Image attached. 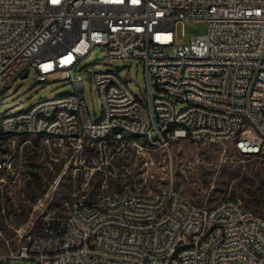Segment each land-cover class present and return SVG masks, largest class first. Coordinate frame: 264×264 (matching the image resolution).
I'll use <instances>...</instances> for the list:
<instances>
[{
  "label": "built area",
  "instance_id": "2783aa9c",
  "mask_svg": "<svg viewBox=\"0 0 264 264\" xmlns=\"http://www.w3.org/2000/svg\"><path fill=\"white\" fill-rule=\"evenodd\" d=\"M191 21L206 22L207 32L178 43L177 25ZM95 48L106 63L138 61L146 76L145 103H131L137 93L130 71H96L107 127L96 124L85 93H77L91 71L74 73V66ZM30 69L37 83L63 79L74 90L37 100L17 121L22 129L8 123L16 107L0 114L13 149L91 148L113 160L183 138L264 156V0H0V96ZM55 102L67 103L75 118L61 112L56 126L35 123ZM110 128H127L129 136L106 143ZM133 132L156 137V144L140 146ZM35 133L43 140L34 141ZM9 159L0 158V181L15 178ZM16 232L17 247L0 255L1 264H264V217L233 198L197 204L174 186L73 195L67 209L46 212L35 230Z\"/></svg>",
  "mask_w": 264,
  "mask_h": 264
},
{
  "label": "rangeland",
  "instance_id": "374dc122",
  "mask_svg": "<svg viewBox=\"0 0 264 264\" xmlns=\"http://www.w3.org/2000/svg\"><path fill=\"white\" fill-rule=\"evenodd\" d=\"M207 29L204 21L180 23L176 29L178 43L202 36ZM105 58L101 48H95L79 68L88 67L91 73L120 69L123 77L130 71L136 95L145 96V70L138 61L106 63ZM83 74L86 102L94 118H100L99 92L94 80H88L89 74ZM73 90L74 85L63 79L37 83L30 69L15 82L12 90L0 96V114L13 107L23 111L41 98ZM34 140L42 141L43 138L34 137ZM34 145L37 147V143ZM139 145L149 147L153 144L142 141ZM0 147V158L12 157L9 161L15 173L14 179L6 177L0 181V255H7L17 247L18 239H13L17 230L33 231L46 212L67 209L73 195L92 197L107 186L113 190L125 185L152 190L174 186L197 204L233 198L256 216L264 217V156L242 155L231 143L208 144L177 138L171 141L169 148L151 147L113 160L91 155V150L86 148L82 152L70 150L63 154L48 146L36 150L32 146L21 148L20 144L13 149L8 140L0 141ZM10 239L13 241L9 245L6 240ZM9 264L36 263L10 260Z\"/></svg>",
  "mask_w": 264,
  "mask_h": 264
},
{
  "label": "bare ground",
  "instance_id": "6f19581e",
  "mask_svg": "<svg viewBox=\"0 0 264 264\" xmlns=\"http://www.w3.org/2000/svg\"><path fill=\"white\" fill-rule=\"evenodd\" d=\"M190 61H198V54H190ZM79 66L80 65L74 66V73H82V69H80ZM107 73H118V71L110 69L107 70ZM91 79L93 80L96 79V72L95 73L89 72L88 80ZM77 93H85L84 85H77ZM131 103H145V96H138L136 94H132ZM33 106H36V103ZM61 112H63V118H75V111L67 110V103L55 102L53 103L52 112L49 115L35 116V123H45V126H56V123H58V120L61 118ZM21 117H25V110L17 111L13 109V111L10 112V115H8V123H15V129H22V122H17L19 119H21ZM8 123H1L0 141L9 139ZM96 124H99V127H107L108 115L101 114L100 118H96ZM115 135L129 136V129L110 128V131H108L106 134V143H114ZM34 137H38L41 139L43 138V133H35ZM133 139L137 143L146 141L153 145L156 144V137H149L147 140V134L142 132H133ZM86 149L91 150V148H86ZM183 251H191V244H183ZM181 255H182V247H175L174 257H181Z\"/></svg>",
  "mask_w": 264,
  "mask_h": 264
}]
</instances>
